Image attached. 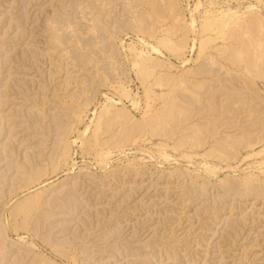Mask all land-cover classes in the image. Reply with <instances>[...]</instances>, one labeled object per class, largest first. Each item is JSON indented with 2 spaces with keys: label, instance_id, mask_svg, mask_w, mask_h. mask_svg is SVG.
Masks as SVG:
<instances>
[{
  "label": "rangeland",
  "instance_id": "1",
  "mask_svg": "<svg viewBox=\"0 0 264 264\" xmlns=\"http://www.w3.org/2000/svg\"><path fill=\"white\" fill-rule=\"evenodd\" d=\"M232 9L264 18V0H0V264H264V61L230 60L237 19L203 26Z\"/></svg>",
  "mask_w": 264,
  "mask_h": 264
},
{
  "label": "bare ground",
  "instance_id": "2",
  "mask_svg": "<svg viewBox=\"0 0 264 264\" xmlns=\"http://www.w3.org/2000/svg\"><path fill=\"white\" fill-rule=\"evenodd\" d=\"M197 8V7H196ZM229 9V8H228ZM227 9V10H228ZM252 13V14H251ZM249 15H248V18L246 19V20H238V19H240V15L238 16V13L236 12V11H234L233 12V9H232V12H231V10H230V12H226V15L225 16H222V17H220V18H218L217 20H215V16L213 17L214 18V20L212 19V20H210V19H208L207 18V20L204 18V20H205V22H204V24H203V26L204 27H211V26H213V24L215 25V24H217L218 25V27L219 28H221L222 26L221 25H227V23H231V21H232V19H237L238 20V30H240V31H238L237 29V36L235 35V39H236V37H238L237 39V41L239 42V46L238 45H236L235 46V44H234V46L235 47H233V45H231L232 47H231V52H230V50H228V52L227 53H230V60H233V61H237V60H239V59H244L245 60V62H246V64H247V66H254L255 67V64H256V69L258 68V65H259V63L257 64V62H258V59H262L260 62H262V61H264V58H263V54H264V52L261 50V47L263 48V42H264V40L263 39H260V36L259 37H256V33H255V36H251V35H253V33H252V28H253V26H255L256 28V30H257V32H258V34H260L261 32L264 34V18H263V16L262 15H260L259 13H257L256 12V14L255 13H253V12H251ZM220 14H222V13H219V15ZM223 15V14H222ZM196 15H193L192 14V16H191V20H190V22H188L187 24H186V26L185 27H188V28H190V29H196V18L197 17H195ZM208 16V15H207ZM251 18H250V17ZM210 17V16H209ZM218 16L216 15V18H217ZM247 17V16H246ZM245 17V18H246ZM253 17V18H252ZM250 20V22L253 24V25H250V26H248V24L246 23L247 21H249ZM235 22V21H234ZM235 23H237V21L235 22ZM246 23V24H245ZM250 23V24H251ZM232 24V23H231ZM235 25H237V24H235ZM234 25V26H235ZM229 26V25H228ZM234 26H233V28H234ZM232 27V26H231ZM237 27V26H236ZM235 27V28H236ZM223 28V27H222ZM261 29H262V31H261ZM230 32H232L231 30H229V32L228 33H230ZM238 32H239V34H238ZM260 32V33H259ZM223 33V32H222ZM224 33H226V32H224ZM249 33H250V35H249ZM236 34V33H235ZM246 34H248L247 36H246ZM262 34V35H263ZM229 35V34H228ZM228 35H227V37H228ZM231 35H233V36H231L232 38L234 37V29H233V32L231 33ZM239 35V36H238ZM241 35V36H240ZM264 38V37H263ZM234 39V40H235ZM230 41V40H229ZM233 41V40H232ZM208 43V42H207ZM225 43V42H224ZM231 43V42H230ZM195 44V43H194ZM237 44V43H236ZM227 45H228V43H227ZM152 46V48H153V50H155V51H157V52H161V50L159 49V46H157V45H151ZM229 49H230V44H229V46H227ZM225 49H227L226 47H225ZM260 49V50H259ZM248 50H257L256 52L258 53V51L262 54V52H263V54L261 55H257V53H253V55H251L250 54V52L248 51ZM227 51V50H226ZM227 55H229V54H227ZM257 55V56H256ZM208 56H210V58H211V55H208ZM259 56V57H258ZM228 57V56H227ZM257 57V58H256ZM150 57H148V59H149ZM209 58V59H210ZM145 59V61H147L148 59L145 57L144 58ZM144 59H143V62H144V67L147 69V67H149V66H147V63H145V61H144ZM255 59V60H254ZM256 60H257V62H256ZM143 62H142V64H143ZM211 62V61H210ZM238 62V61H237ZM244 62V61H243ZM256 62V63H255ZM264 63V62H263ZM146 65V66H145ZM251 66H250V68H251ZM253 66H252V68H253ZM260 67V66H259ZM262 67V66H261ZM250 68H248L247 67V69H250ZM146 69H143L142 68V70H143V74H145L146 73ZM151 68L149 67V70H150ZM259 69V68H258ZM151 72H152V70H150ZM149 71V72H150ZM252 71H253V69H252ZM258 71V70H257ZM259 71H260V73H259V75L261 74V69H259ZM257 73V72H256ZM255 73V74H256ZM263 74V73H262ZM258 75V74H257ZM176 81H177V79H176ZM109 100L110 99H112L111 97L110 98H108ZM174 101V100H173ZM168 102H170V100L168 101ZM171 104V103H170ZM178 104H179V102H178ZM166 105H168V104H166ZM173 107H177V100H176V105L174 106L173 105ZM179 107V106H178ZM180 107H181V105H180ZM179 107V108H180ZM111 106H105L104 108H103V111H102V113L103 114H111L112 113V111L113 110H111ZM166 108L168 109L169 107H167L166 106ZM183 108V107H182ZM165 109V108H164ZM163 109V110H164ZM174 109H176V108H174ZM178 109V108H177ZM169 110L170 111H172V113H173V108L171 107V109L169 108ZM168 110V111H169ZM182 111H183V109H182ZM185 111V110H184ZM161 112H162V110H161ZM175 112V111H174ZM181 112V111H180ZM114 113H115V111H114ZM172 113H171V115H172ZM179 113V112H178ZM164 114H166L167 115V117H168V114L166 113V110H165V113ZM164 114H163V116H162V118L164 117ZM187 114V113H186ZM162 115V114H161ZM170 115V116H171ZM181 115V114H180ZM184 116H185V113L183 114ZM182 116V115H181ZM159 117H161L160 115H159ZM158 117V118H159ZM167 117H165V118H163L162 120H161V118H160V121L158 122V123H160V125H158V124H156V126L158 125V126H161L162 125V123H164V120H165V123L167 122L166 121V118ZM232 117V116H231ZM157 121L159 120V119H157V117L155 118ZM155 119H153V122H155V123H157L156 122V120ZM168 119H169V117H168ZM167 119V120H168ZM127 120V119H126ZM150 123H152V120L150 121ZM153 124V123H152ZM154 126H153V128L152 129H154V130H156L157 128H156V126H155V124H153ZM196 127H197V130H198V125H195ZM258 126H260V125H258ZM152 127V126H151ZM195 128V127H194ZM250 128V127H249ZM88 129H90V126H87L86 127V129H85V131L83 132V134L84 133H87L88 132ZM126 129H128V128H126ZM125 129V130H126ZM196 129V128H195ZM124 131V130H123ZM63 132H64V128H63ZM62 132V134H64ZM67 132V131H66ZM196 132V131H195ZM60 133H61V131H60ZM204 133V132H203ZM202 133V134H203ZM82 134V135H83ZM123 134V133H122ZM197 134H198V132H197ZM123 135H125V133L123 134ZM200 135V134H199ZM204 135V134H203ZM202 135V136H203ZM63 136V135H62ZM205 136V135H204ZM60 137H61V135H60ZM63 138V137H62ZM66 138V137H65ZM199 136L197 135V137L195 136V135H193V139L194 140H196V141H198L199 140ZM203 138V137H202ZM202 138L200 139V140H202ZM61 139V138H60ZM191 139H192V137H191ZM199 140V141H200ZM39 198V197H38ZM40 199V198H39ZM41 200V199H40ZM30 200H28V202H29ZM27 202V203H28ZM25 203V202H24ZM29 203H31V201L29 202ZM32 203L33 204H31L32 206H30V209H31V207H33L34 205H38V204H36L37 203V201L36 200H34V201H32ZM18 206V205H17ZM17 206H15L16 208H17ZM21 206V205H20ZM23 206V205H22ZM22 206H21V211L23 212L24 211V213L23 214H25L26 212H25V209L23 210L22 209ZM27 206H28V204H27ZM27 206H25L24 205V207L26 208ZM18 208H20L19 206H18ZM28 210V209H27ZM15 211V210H14ZM13 211V212H14ZM16 212H19V211H15L14 212V214H16ZM249 236V235H248ZM65 243V242H64ZM62 253V252H61ZM43 259H44V257H43ZM43 261V260H42ZM45 260H44V264H45ZM50 263V262H49ZM47 264H48V260H47ZM51 264H53V263H51Z\"/></svg>",
  "mask_w": 264,
  "mask_h": 264
}]
</instances>
